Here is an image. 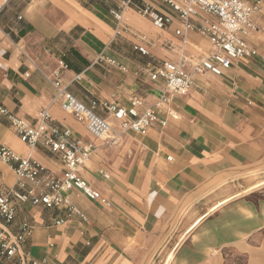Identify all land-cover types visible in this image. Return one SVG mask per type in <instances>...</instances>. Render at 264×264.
Returning a JSON list of instances; mask_svg holds the SVG:
<instances>
[{
  "label": "crops",
  "instance_id": "obj_1",
  "mask_svg": "<svg viewBox=\"0 0 264 264\" xmlns=\"http://www.w3.org/2000/svg\"><path fill=\"white\" fill-rule=\"evenodd\" d=\"M121 1L0 0V103L34 124L48 108L58 125L93 143L96 151L81 176L112 203L104 207L79 191L69 192L70 203L86 221L69 217L63 208L20 205L17 223L34 227L25 251L55 264H156L172 251L170 264H227L225 252L232 249L245 264H264V199L259 192L264 188L243 193L255 184L252 174L259 176L257 182L264 179V51L258 44L264 13L258 17L260 30L248 38L256 57L219 75H194L192 91L171 97L166 107L178 120L168 118L165 128L156 126L145 136L130 132L108 146L53 104L55 90L46 77L51 79L64 62L68 69L62 71V83L87 108L94 102L128 107L132 97L144 100L143 109L155 107L166 87L148 67L178 61L182 39L175 31L180 21L162 0H153L154 8L172 20L159 30L138 14L136 0L124 10L119 26L110 11ZM187 39L186 56L202 58L211 50L194 31ZM136 45L149 55L135 51ZM101 55L127 71L97 62ZM94 113L107 118L100 106ZM0 146L62 176L57 157L40 147L28 148L5 120H0ZM242 176L247 177L241 194ZM15 184L14 172L0 161V189ZM231 197L187 234L197 219ZM59 220L64 223L57 226ZM178 232L185 237L177 243Z\"/></svg>",
  "mask_w": 264,
  "mask_h": 264
},
{
  "label": "built area",
  "instance_id": "obj_2",
  "mask_svg": "<svg viewBox=\"0 0 264 264\" xmlns=\"http://www.w3.org/2000/svg\"><path fill=\"white\" fill-rule=\"evenodd\" d=\"M135 1L122 0L118 8L110 11L119 26L123 21L124 10L134 6ZM137 1L139 4L135 8L138 14L151 20L157 29L163 30L172 24L170 18L154 8L153 0ZM162 2L180 21V28L175 31V35L182 39V47L178 61L148 67V71L163 80L166 87L165 95L154 108L143 109L144 100L140 97H132L128 107L117 103L94 102L91 108H87L69 94L62 83V71L68 69L64 62H60V69L54 72L51 79L46 77L55 90L53 104L59 103L61 109L84 125L93 138L108 146L118 144L130 132L145 136L156 126L165 128L168 118L178 120V116L171 110H166V107L171 97H185L192 91L195 86L194 75H219L222 71L230 70L235 63L254 58L258 54L249 44L248 38L260 30L258 17L264 13V0ZM193 31L211 46L210 51L202 53V58L184 54V48L188 45L187 35ZM140 41L146 42V38L141 37ZM134 49L143 56L149 55L143 46L136 45ZM97 62L127 71L126 67L105 55H101ZM98 106L107 113L106 119L94 113ZM0 120L8 122L20 142L28 148L44 149L57 157L63 166L62 176L57 177L31 157L22 158L0 146V161L16 176L14 187L0 189V264H55L48 259H34L25 251L24 244L32 238L34 227L25 221L17 223L18 207L30 203L34 207L47 209L63 208L69 217L76 215L86 221L85 216L67 197L74 190L104 207H111L112 203L81 176V170L91 160L96 147L93 143L76 139L69 129L58 125L48 108L38 114L34 124L16 117L0 103ZM167 160L172 162L173 158L168 157ZM101 174L106 179L109 178L107 173L101 171ZM63 223V220H59L55 224L59 226Z\"/></svg>",
  "mask_w": 264,
  "mask_h": 264
},
{
  "label": "rangeland",
  "instance_id": "obj_3",
  "mask_svg": "<svg viewBox=\"0 0 264 264\" xmlns=\"http://www.w3.org/2000/svg\"><path fill=\"white\" fill-rule=\"evenodd\" d=\"M259 47L261 48V50H263L264 51V32L261 34V35H259ZM103 144H104V142L103 141H101ZM254 175V176H253ZM245 177H247V176H242V177H240L239 179H238V181H239V184H240V187L238 186V189H239V192L238 193H241L242 194V187L244 186L243 184V182H244V178ZM252 178L250 179L251 181H254L255 182V184L252 186V187H250L248 190H245L243 193L244 194H249V192L251 191V190H253V189H255L254 187L256 186V185H262V186H264V179H261V180H259L258 182H257V179H258V175L257 174H252V176H251ZM260 188V187H259ZM262 189V188H261ZM260 193H261V196L263 197L262 199H264V190H261V191H259ZM236 197V196H235ZM235 197H231V198H228V199H226V200H223V201H221V202H219L218 204H216V205H214L205 215H203V216H201L199 219H197L194 223H196L198 220H200V219H202V222L207 218V217H209L210 215H212L213 213H215L217 210H219L223 205H225V204H227L229 201H231L232 199H234ZM185 213H186V209L184 208L182 211H181V218L183 217V216H185ZM181 220H179L178 222H176V224H174V229L176 230V228H178V225H181V222H180ZM201 222V223H202ZM180 223V224H179ZM200 223V224H201ZM199 224V225H200ZM198 225V226H199ZM197 226V227H198ZM197 227H195V228H197ZM194 224H192L191 226H190V228L188 229V231H187V234L188 233H190V232H192L194 229ZM184 232V231H183ZM183 232H178L176 235H178V237H177V243L182 239V237H183ZM185 237V236H184ZM183 237V238H184ZM225 255H226V258H227V264H245V258L244 257H242V256H239V255H237V254H235L234 253V251L232 250V249H228L226 252H225ZM163 260V261H162ZM162 261V262H161ZM164 261H165V258L163 259V257L162 256H160V258L157 260V263L156 264H164Z\"/></svg>",
  "mask_w": 264,
  "mask_h": 264
},
{
  "label": "bare ground",
  "instance_id": "obj_4",
  "mask_svg": "<svg viewBox=\"0 0 264 264\" xmlns=\"http://www.w3.org/2000/svg\"><path fill=\"white\" fill-rule=\"evenodd\" d=\"M259 187H260V188H259ZM252 188H253V187H252ZM254 188H255V189L251 190L249 193L257 192V191H259L261 188H264V186H262V185L259 184V185H256ZM201 222H202V219H200V220H198L196 223H194V228L197 227ZM173 258H174V251L170 252V253L167 255V258H166L164 264H170V263L172 262Z\"/></svg>",
  "mask_w": 264,
  "mask_h": 264
}]
</instances>
